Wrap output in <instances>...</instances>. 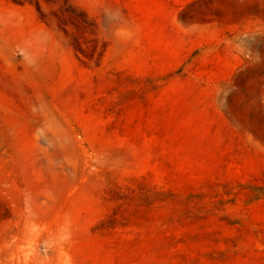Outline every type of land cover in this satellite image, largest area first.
I'll return each mask as SVG.
<instances>
[{
    "label": "rangeland",
    "instance_id": "obj_1",
    "mask_svg": "<svg viewBox=\"0 0 264 264\" xmlns=\"http://www.w3.org/2000/svg\"><path fill=\"white\" fill-rule=\"evenodd\" d=\"M0 264H264V0H0Z\"/></svg>",
    "mask_w": 264,
    "mask_h": 264
}]
</instances>
